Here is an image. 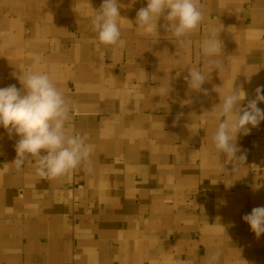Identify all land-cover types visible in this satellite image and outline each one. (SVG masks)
<instances>
[{
    "label": "crops",
    "instance_id": "obj_1",
    "mask_svg": "<svg viewBox=\"0 0 264 264\" xmlns=\"http://www.w3.org/2000/svg\"><path fill=\"white\" fill-rule=\"evenodd\" d=\"M102 3L0 0V88L22 89L26 69L47 73L68 102L67 131L91 149L82 166L41 178L12 163L19 137L0 126V264H206L216 252L218 264H264V234L242 219L264 207V177L213 143L220 96L242 89L245 107L264 95V0H201L203 22L181 39L163 18L159 37L142 34L147 0H118L123 46L93 31ZM212 34L220 67L205 95L185 77L208 62ZM263 124L238 134L237 156Z\"/></svg>",
    "mask_w": 264,
    "mask_h": 264
},
{
    "label": "clouds",
    "instance_id": "obj_2",
    "mask_svg": "<svg viewBox=\"0 0 264 264\" xmlns=\"http://www.w3.org/2000/svg\"><path fill=\"white\" fill-rule=\"evenodd\" d=\"M122 7L128 6L118 0H103L100 8L94 11L91 24L101 44L123 46L119 23L122 18L119 9ZM202 8L201 0H147V6L136 14V29L142 34L159 37L158 22L163 18L166 32L181 39L199 29L204 20ZM220 43L215 34L205 40L203 52L209 60L188 70L185 79L189 89L207 95L202 85L209 79V73L220 67L219 62L212 59L219 55ZM16 78L22 89L15 85L0 88V126L9 137L13 134L19 137L15 145L16 159L12 163L17 168L26 162L34 163L37 175L48 179L58 178L82 166L88 161L91 149L84 137L67 131L70 110L62 91L47 73L26 69ZM169 91L160 89L164 96ZM261 91L258 87L255 98L241 107L247 93L232 89L230 94L220 96L221 102L213 109L218 121L213 136L214 147L233 167H239L246 160V154L237 156L240 151L236 144L238 134H248L250 129L247 126L256 127L264 120V110L257 106L264 102ZM242 219L257 237L264 234V207L253 208ZM219 258L220 253L216 252L208 257L206 264H218Z\"/></svg>",
    "mask_w": 264,
    "mask_h": 264
},
{
    "label": "built area",
    "instance_id": "obj_3",
    "mask_svg": "<svg viewBox=\"0 0 264 264\" xmlns=\"http://www.w3.org/2000/svg\"><path fill=\"white\" fill-rule=\"evenodd\" d=\"M240 166H245L251 175L264 177V124L250 140L246 160Z\"/></svg>",
    "mask_w": 264,
    "mask_h": 264
}]
</instances>
